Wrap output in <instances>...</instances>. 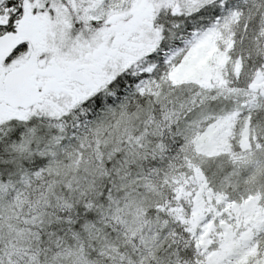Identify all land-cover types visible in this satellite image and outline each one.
Instances as JSON below:
<instances>
[{"label":"snow or ice","instance_id":"snow-or-ice-1","mask_svg":"<svg viewBox=\"0 0 264 264\" xmlns=\"http://www.w3.org/2000/svg\"><path fill=\"white\" fill-rule=\"evenodd\" d=\"M0 264H264V0H0Z\"/></svg>","mask_w":264,"mask_h":264}]
</instances>
